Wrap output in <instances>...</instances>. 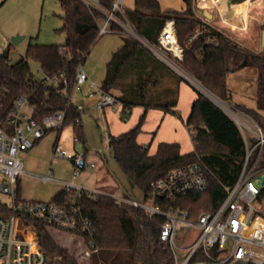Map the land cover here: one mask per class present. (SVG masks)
Returning a JSON list of instances; mask_svg holds the SVG:
<instances>
[{
	"label": "trees",
	"instance_id": "16d2710c",
	"mask_svg": "<svg viewBox=\"0 0 264 264\" xmlns=\"http://www.w3.org/2000/svg\"><path fill=\"white\" fill-rule=\"evenodd\" d=\"M185 2L184 11L164 12L159 0H135L134 8L126 9V14L138 32L151 42L157 41L169 19H175L176 35L184 47V57L179 61L183 71L218 98L249 113L264 131V48L254 52L222 30L203 23L196 18L192 0ZM60 3L64 9L62 30L67 34L64 45H29L26 55L16 62L9 61V56H0L2 125L8 124L9 114L21 93L35 106L33 117L38 120L66 108L65 96L53 88L37 85L32 79V62L50 74L64 71L71 84L77 67L86 61L102 36L98 24L100 14L92 12L81 0H60ZM197 28L202 32L191 39ZM122 35L123 43L108 62L101 87L106 92L119 88L122 93L116 99L123 102L128 114L135 105H144L146 109L154 107L147 103V95L158 80V61L138 41ZM209 37L215 40L209 42ZM247 66L256 70L255 108L234 102L227 83L229 73ZM176 103L174 99L155 107L176 112L172 110ZM82 111L71 105L65 123L73 124L80 141L85 140L83 127L74 121L82 116ZM145 117L143 114L139 124L129 131L111 136L109 148L122 173L147 196L154 180L166 176L174 168L201 159L207 166L208 187L181 198L178 205L188 210L192 218L205 211H214L225 197V185L236 181L245 157V139L236 121L206 94L199 92L187 120L193 129L194 150L183 154L179 143L161 142L157 151L150 154L149 148L138 142ZM259 165H264V150ZM53 200L69 202L70 194L64 190ZM260 200H264V187ZM79 204L95 226L97 250L91 256V264H175L171 250L157 241L156 229L162 218L153 220L144 210L119 204L109 195L91 198L82 194ZM8 211L0 202V214L6 215ZM57 236L64 237L63 234ZM38 242L53 259V264H80L72 249L56 243L48 232L41 231Z\"/></svg>",
	"mask_w": 264,
	"mask_h": 264
},
{
	"label": "built area",
	"instance_id": "2783aa9c",
	"mask_svg": "<svg viewBox=\"0 0 264 264\" xmlns=\"http://www.w3.org/2000/svg\"><path fill=\"white\" fill-rule=\"evenodd\" d=\"M81 1L92 12L101 15L98 21L100 35L118 32L129 36L175 70L183 71L179 61L184 57V47L176 35L175 19H169L157 41L151 42L128 18L123 0ZM201 32L199 29L191 39ZM214 40L208 38L209 42ZM31 68L35 83L55 89L67 98V105L38 120L33 117L35 106L29 103L26 94L21 93L9 114L8 124H0V194L6 196V199L0 198V202L9 210L6 215L0 214V264H53V259L39 245L41 231L50 235L65 234L73 241L77 240L86 255L96 251L94 223L79 204L82 194L91 198L109 195L119 204L144 210L153 220L162 218L157 226V241L171 250L175 264H264V216L259 206L264 187V165H259L264 150V131L249 113L227 102L221 104L243 133L245 157L236 181L225 185V197L214 211H205L192 218L188 210L178 205L181 198L207 189V166L201 159L174 168L166 176L154 180L148 195L139 200L127 194L76 183L74 179L85 169L95 168L96 162L84 152L65 150L59 143L54 148L53 158L74 160V179L64 181L70 201L21 199L18 191L24 173L21 153L31 149L47 131L62 129L71 105L83 110L77 104V98L90 79L82 65L77 67L71 84L64 71L50 74L39 66L40 75H36L33 65ZM88 96H95L96 118L101 119L99 122L109 146L111 135L105 109L117 102L116 96L104 91L98 83H92L85 90V97ZM26 104L32 109L30 115L23 110ZM74 124H81V117H77ZM73 140L80 141L76 133ZM40 179L57 181L52 169ZM187 227L193 229L190 237L183 233Z\"/></svg>",
	"mask_w": 264,
	"mask_h": 264
},
{
	"label": "rangeland",
	"instance_id": "374dc122",
	"mask_svg": "<svg viewBox=\"0 0 264 264\" xmlns=\"http://www.w3.org/2000/svg\"><path fill=\"white\" fill-rule=\"evenodd\" d=\"M170 1L174 4L175 1H177V3L183 2V0ZM192 3L194 8L208 9L211 12L212 10L218 12V8H220L223 11L224 16L227 17L228 22H233L235 25L232 26L229 23H224L220 17L217 16L213 21V26L227 33L235 40L238 39V42L247 45L254 52L262 50L264 0H236V2L233 3L231 0H192ZM233 14L236 16L234 20L232 19ZM63 15L64 9L60 0H0V56L7 48H9V61L16 62L22 56L26 55L29 45H64L66 43L67 34L62 30L64 24ZM196 18L200 19L203 23L205 22V24H208V19H205L202 15L199 16L198 13ZM199 29L200 28H197L195 33L198 32ZM17 35L24 36V38H22L17 44L12 43L11 39ZM120 44L121 35L119 33L109 32L103 34L98 39L90 53L87 55L86 61L82 64L86 72L90 74L89 81L83 86L84 90H86L92 83H98L99 85L102 84L106 63L113 51L119 48ZM32 65L34 73L40 75V72L37 70L39 68L38 64L32 62ZM176 71L185 76V78L193 81L197 87L204 90L199 81L193 79L182 70ZM239 74H241L239 77H233L232 79L229 77L228 81L231 90L234 91V95L241 94L243 88L245 90L247 87L248 91H254L255 96L256 70L253 67L248 66L245 71ZM78 105L85 108V111H82L81 125L84 127L86 140L90 137L91 141L100 142L97 146L91 144L88 157L106 154L107 159L109 160L106 167L109 169L113 179L118 185L114 191H118L117 193L119 194L125 193L139 200H143V193L129 181L118 167V164L113 158L112 151L107 145L105 137H99L96 125L101 119L98 121L95 117V115H98V112L94 110L92 113H88L87 111L92 105H88L85 101L80 99L78 100ZM23 110L27 115L32 113L31 107L27 104L24 106ZM101 132H104L102 126ZM73 137V124L65 125L61 136L62 147L65 150L74 151V145L79 144L78 146L83 150L84 147L82 142H74ZM52 138L53 137L49 136L42 147L43 154L50 153L51 157L49 160H51L54 151V138ZM249 139L252 142V137H250V135ZM81 152H84V150ZM40 161L39 158H35L31 161L22 160L25 171L37 175V178L31 177L30 174L23 175L22 193L25 198L42 199L43 197L50 195L57 186L54 183H44L38 179V176H42L46 172H39L37 170L40 167ZM56 166L63 174H69L65 160H60L58 162L55 161L54 168H56ZM88 184L92 185L93 182L90 181ZM0 198L6 199V196L0 194ZM259 206L264 216V200H260ZM183 233L190 237L193 234V229L187 227L183 229ZM57 234L59 233L51 234L56 243L65 247H70L80 264H91V256L93 252L86 255L83 246H80L77 240L73 241L71 237L65 234H63L64 237L59 238Z\"/></svg>",
	"mask_w": 264,
	"mask_h": 264
},
{
	"label": "crops",
	"instance_id": "0c3cea01",
	"mask_svg": "<svg viewBox=\"0 0 264 264\" xmlns=\"http://www.w3.org/2000/svg\"><path fill=\"white\" fill-rule=\"evenodd\" d=\"M231 1L232 3L236 2V0H231ZM159 2L164 12L170 11V10L184 11L186 8L185 0H183V2H178V3L177 1H175V4L177 5H175L174 3H171L170 0H159ZM123 3H124L125 10L133 9L135 6V0H123ZM196 8L197 7H195V10ZM218 12H215L214 10H212L213 17L210 19L204 16L203 14H200L198 12L197 13L199 16L202 15L204 16L205 19H208L207 23L212 26L214 25L213 21L217 18V16H219L220 19L224 23H227V24L229 23L232 26L235 25L233 24V22H228L227 17L224 16L223 11L220 8H218ZM235 18L236 16L233 14L232 19L234 20ZM113 33H118V32H113ZM119 34L121 35V44L119 46L120 48L123 43V35L121 33ZM244 46L248 47L245 44ZM117 50L113 51V53L109 57V60L106 63L104 78L106 75L107 64L112 58L113 54ZM150 53L158 61L157 62L158 63V75H157L158 80H157L155 87H150L148 95H147V103L153 104L152 106L154 107H150L149 109H146L144 105H141V104L135 105L134 107H132L130 112L127 114L123 102L117 100V102L114 105L107 107L105 109V118H106V122L108 125V131L111 136L113 135L118 136L124 132H127L130 129L134 128L137 124H139L141 116L143 114H146L145 120L142 124V131L138 135V142L142 145L147 146L149 148L150 154H154L157 151L158 146L161 142H177L180 144L181 153L183 154L189 153L194 150L195 144L193 140V129L187 124V120L191 114L193 103L197 99L198 93L201 92L200 88L197 87L193 81H190L189 79L185 78L183 75L179 74L174 68L166 64L164 61H162L152 52ZM247 67H243L242 69L236 72L229 73L227 77V83L229 81V77H231L232 79L233 77L241 76V74L239 73L245 71ZM88 75L90 78L89 73ZM180 77L182 78V80H180ZM228 87L230 88L229 83H228ZM114 91H117V92H114ZM231 91H232L234 102L245 105L250 108H255L256 92L254 96V91H251V92L248 91L247 87L245 88V90L243 88V90L241 91V94L238 92L239 94L234 95L233 93L234 91L233 90ZM110 92L114 94L115 96H118L122 93V91L119 88H113L111 89ZM79 99L82 101H85V103L88 105H92L88 109L87 111L88 113H92L94 110H96L95 96L85 97V90L82 89L78 95L77 104H78ZM174 99L177 100V103L175 106L172 107V110H175L176 112H167L163 110L161 107H155V105L157 104H167L173 101ZM83 110L85 111L84 107H83ZM96 126H97L99 137L102 138V136L104 135L101 132L100 122H97ZM62 130L47 131L46 134L40 140H38L31 149H28L21 153L22 160L24 159L26 161H31V160H34L35 158L36 159L39 158V160H41L40 167L37 169L39 172H44V171L47 172L48 169H52L55 173L57 181L44 182L40 179V176H38V179H40L44 183H54L55 185H57L56 188L54 189V191L50 193V195H47L46 197H43L42 199L25 198L22 193V178H23V175L30 174V173L25 171L24 165H23L24 173L22 174L19 180V184H18V191H19V195L21 199L23 200H42V201L53 200L60 192L65 190L64 181L74 179L73 178L74 162H71V160L69 159L53 158V156L51 160H49L51 157L50 153H44V154L42 153V147L45 141L47 140V138H49V136L54 138V139L52 138L54 140L53 148H55L56 144L58 143L61 144ZM83 131H84V127H83ZM84 137H85V131H84ZM80 142H82V145L84 147L83 150L87 157H88V153L90 152L91 144L93 146H97V144L100 143L98 141H91L90 137L87 138V140L85 138L84 141H80ZM78 145L79 144H75L73 147L74 148L73 150L76 152L83 151ZM88 158L96 162V167L93 169H89V168L85 169L81 173L80 176L74 179V181L76 183L83 184L84 186L88 188L100 189L106 192H118V191H114L115 188L118 187V185L113 179L112 174L110 173L109 169L106 167V164L109 163V160L107 159L106 154H100L98 156H91ZM60 160L66 161L69 174L65 175L62 172H60L57 166L56 168H54L55 161L58 162ZM30 175L31 177L37 178L36 174L32 173ZM90 181L93 182L92 185L88 184Z\"/></svg>",
	"mask_w": 264,
	"mask_h": 264
},
{
	"label": "water",
	"instance_id": "95a60500",
	"mask_svg": "<svg viewBox=\"0 0 264 264\" xmlns=\"http://www.w3.org/2000/svg\"><path fill=\"white\" fill-rule=\"evenodd\" d=\"M197 12L200 14H203L204 16H206L207 18H212L213 14L211 11H209L208 9H201V8H196ZM22 38H24V36H14L11 39L12 43L17 44ZM264 48V30H263V34H262V49ZM9 55V48H7L4 52H3V56L6 58ZM244 65H246V62H244ZM182 75V74H181ZM185 77V76H184ZM191 77V76H190ZM190 80V79H189ZM191 81V80H190ZM200 83V82H199ZM200 85L204 88L201 89L200 91L204 94H206L209 98H211L219 107H221L224 111H226V109L222 106L221 103H226L224 100L218 98L217 96H215L213 93H211L207 88H205L201 83ZM209 93V94H208ZM212 95V96H211ZM227 112V111H226ZM228 113V112H227ZM71 162H74V160H71ZM158 233V229H156V234Z\"/></svg>",
	"mask_w": 264,
	"mask_h": 264
}]
</instances>
